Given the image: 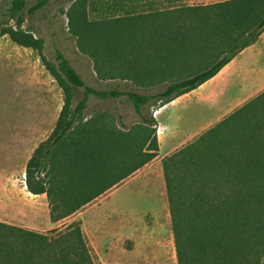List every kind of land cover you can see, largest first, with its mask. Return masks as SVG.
Returning a JSON list of instances; mask_svg holds the SVG:
<instances>
[{
  "label": "trees",
  "instance_id": "trees-1",
  "mask_svg": "<svg viewBox=\"0 0 264 264\" xmlns=\"http://www.w3.org/2000/svg\"><path fill=\"white\" fill-rule=\"evenodd\" d=\"M50 0H15L14 26L0 38L33 49L64 95L50 137L28 162L26 186L47 195L53 223L75 215L157 158L162 108L216 77L264 33V0L180 5L149 14L92 20L88 0L69 12L70 29L101 79L144 92L96 89L62 51L24 29ZM83 98L75 105L78 90ZM127 97L143 123L127 129L113 115L87 118L90 97ZM178 264H264V92L163 160ZM0 264H95L82 221L47 233L0 222Z\"/></svg>",
  "mask_w": 264,
  "mask_h": 264
},
{
  "label": "rangeland",
  "instance_id": "rangeland-1",
  "mask_svg": "<svg viewBox=\"0 0 264 264\" xmlns=\"http://www.w3.org/2000/svg\"><path fill=\"white\" fill-rule=\"evenodd\" d=\"M15 0H0V28L15 25ZM29 6L36 0H26ZM81 0H50L36 15L26 14L24 29L46 42V55L54 60L62 51L86 84L96 89H120L158 94L164 86L144 92L130 81L101 79L93 58L82 51L70 29L69 12ZM227 0H88L92 20L128 17L180 5H210ZM78 90L75 105L83 98ZM192 104L182 101V104ZM64 105V95L39 55L9 36L0 38V172L15 173L16 208L10 211L14 226L47 233L82 221L95 264H178L165 183L163 159H157L72 217L53 223L47 195L35 196L26 187L29 160L52 134ZM157 107L143 108V116H155ZM175 110L167 112L174 125ZM107 113L120 118L127 129L142 124L143 117L127 97L100 100L90 97L85 116ZM200 111H192L191 124L199 125ZM195 139V138H194ZM193 137L191 141L194 140ZM189 141V142H191ZM184 145L177 147L181 149ZM12 183V178L9 179ZM25 224V225H18Z\"/></svg>",
  "mask_w": 264,
  "mask_h": 264
},
{
  "label": "crops",
  "instance_id": "crops-1",
  "mask_svg": "<svg viewBox=\"0 0 264 264\" xmlns=\"http://www.w3.org/2000/svg\"><path fill=\"white\" fill-rule=\"evenodd\" d=\"M263 92L264 33L257 43L241 52L209 82L157 109L158 113L155 117L159 123L160 151L157 158L153 161L160 158L164 160L179 151L180 149L177 150V147L191 141L192 137L193 139L195 138L193 140L195 141L204 132ZM190 99L192 104L190 102L182 104V101H189ZM172 109L176 113L172 111L175 114V118L172 121L174 125L171 126L167 112ZM193 110L200 111L202 115L199 125L191 124V113ZM10 178L13 180L12 183L9 181ZM14 180V172H11V174L6 171L0 172V222L8 225L17 224L13 222L14 217L12 215L16 208ZM18 225L22 226L25 224L18 223Z\"/></svg>",
  "mask_w": 264,
  "mask_h": 264
},
{
  "label": "built area",
  "instance_id": "built-area-1",
  "mask_svg": "<svg viewBox=\"0 0 264 264\" xmlns=\"http://www.w3.org/2000/svg\"><path fill=\"white\" fill-rule=\"evenodd\" d=\"M158 113V111L155 112V115Z\"/></svg>",
  "mask_w": 264,
  "mask_h": 264
}]
</instances>
